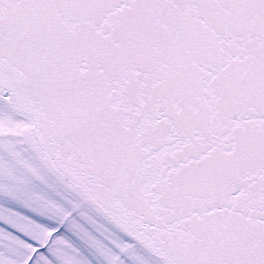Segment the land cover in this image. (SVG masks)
<instances>
[{
	"label": "snow or ice",
	"instance_id": "6c2138e0",
	"mask_svg": "<svg viewBox=\"0 0 264 264\" xmlns=\"http://www.w3.org/2000/svg\"><path fill=\"white\" fill-rule=\"evenodd\" d=\"M0 264H264V0H0Z\"/></svg>",
	"mask_w": 264,
	"mask_h": 264
}]
</instances>
